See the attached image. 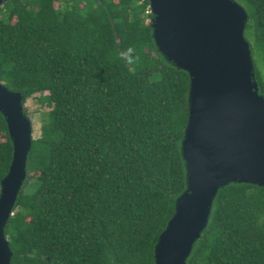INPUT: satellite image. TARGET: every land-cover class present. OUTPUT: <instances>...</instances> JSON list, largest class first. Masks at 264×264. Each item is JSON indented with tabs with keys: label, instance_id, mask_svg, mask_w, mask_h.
Instances as JSON below:
<instances>
[{
	"label": "trees",
	"instance_id": "16d2710c",
	"mask_svg": "<svg viewBox=\"0 0 264 264\" xmlns=\"http://www.w3.org/2000/svg\"><path fill=\"white\" fill-rule=\"evenodd\" d=\"M236 1L264 94V0ZM152 17L150 0L0 5V79L48 108L5 227L12 264H155L187 188L190 76L157 47ZM13 152L0 111V190ZM187 264H264V186L219 190Z\"/></svg>",
	"mask_w": 264,
	"mask_h": 264
},
{
	"label": "water",
	"instance_id": "95a60500",
	"mask_svg": "<svg viewBox=\"0 0 264 264\" xmlns=\"http://www.w3.org/2000/svg\"><path fill=\"white\" fill-rule=\"evenodd\" d=\"M6 0H0V5ZM155 43L189 73V116L182 140L187 188L155 246V264H187L219 190L233 182L264 186V94L249 41L248 14L236 0H150ZM0 111L13 142L1 180L0 264H12L5 233L27 178L34 126L24 96L0 79Z\"/></svg>",
	"mask_w": 264,
	"mask_h": 264
},
{
	"label": "rangeland",
	"instance_id": "374dc122",
	"mask_svg": "<svg viewBox=\"0 0 264 264\" xmlns=\"http://www.w3.org/2000/svg\"><path fill=\"white\" fill-rule=\"evenodd\" d=\"M257 65L261 68L264 73V66L257 60ZM25 109H27L28 116L30 117L32 124L34 126V137H38L41 131L42 124V116L45 111H47V107L41 105L37 99L29 98L24 103Z\"/></svg>",
	"mask_w": 264,
	"mask_h": 264
},
{
	"label": "clouds",
	"instance_id": "9594fccd",
	"mask_svg": "<svg viewBox=\"0 0 264 264\" xmlns=\"http://www.w3.org/2000/svg\"><path fill=\"white\" fill-rule=\"evenodd\" d=\"M134 49L129 47L128 49H126L124 52H122L120 55H121V58L126 60V62L128 64H133L136 62V60H138L139 58L138 57H134L133 53H134Z\"/></svg>",
	"mask_w": 264,
	"mask_h": 264
}]
</instances>
